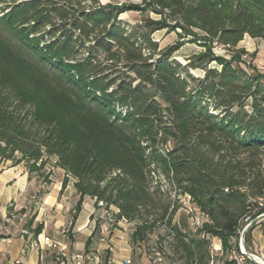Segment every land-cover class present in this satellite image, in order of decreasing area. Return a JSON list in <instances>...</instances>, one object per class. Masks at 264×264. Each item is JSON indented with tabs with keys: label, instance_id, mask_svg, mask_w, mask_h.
<instances>
[{
	"label": "trees",
	"instance_id": "1",
	"mask_svg": "<svg viewBox=\"0 0 264 264\" xmlns=\"http://www.w3.org/2000/svg\"><path fill=\"white\" fill-rule=\"evenodd\" d=\"M140 1L0 0V162L41 176L55 157L79 194L72 219L95 197L134 224L139 254L163 227L170 264H207L210 238L227 250L243 217L264 213V75L248 73L237 48L244 35L264 42V0ZM144 9L159 18L119 19ZM162 29L179 30L176 43L159 47ZM184 37L203 51L182 64ZM180 196L203 213L200 228L171 224ZM94 219L103 232L107 217Z\"/></svg>",
	"mask_w": 264,
	"mask_h": 264
},
{
	"label": "crops",
	"instance_id": "2",
	"mask_svg": "<svg viewBox=\"0 0 264 264\" xmlns=\"http://www.w3.org/2000/svg\"><path fill=\"white\" fill-rule=\"evenodd\" d=\"M50 159L54 164L55 157ZM42 173L47 175L46 181H42V176L38 173L28 172L22 164L12 165L9 161L0 162V220L9 212L23 210L30 218H34L30 225L32 233L37 225H41L39 233L41 236L46 235L66 242L73 251H82L88 237L90 238L88 246L90 251L96 252L99 256L109 248V251H112L114 246L112 235L108 238V234L99 233L98 230L94 231V217L96 213L101 212L95 211L93 197L83 196L80 210L76 218L72 219L79 200V194L73 186L74 179L57 167L47 169L45 166ZM19 227L15 222L0 226V239L9 234L12 236L10 244L0 241V253L8 251L9 257L19 258L23 264H54L53 252L50 249L38 252L25 247L22 251L24 239L19 234ZM255 228H258L255 240L263 244L261 246L263 252L264 237L260 233V226ZM69 230L73 234V240L67 235ZM102 237L106 238L103 242ZM115 241L118 245L124 243L120 240ZM73 245L76 248L73 249ZM261 256L264 258V252ZM127 257L129 256L123 258ZM109 260L114 262L111 257Z\"/></svg>",
	"mask_w": 264,
	"mask_h": 264
},
{
	"label": "rangeland",
	"instance_id": "3",
	"mask_svg": "<svg viewBox=\"0 0 264 264\" xmlns=\"http://www.w3.org/2000/svg\"><path fill=\"white\" fill-rule=\"evenodd\" d=\"M99 2L101 4L111 3V4H116L118 6H120V4L128 5V4H134V3L135 4L141 3L140 0H99ZM146 17L159 18V15L151 11L150 9H144L141 12L140 11H125L119 15V19L122 20L123 22H127L128 24H134L138 22L141 18H146ZM177 32H179V30L166 33L165 29H162V30L156 31L152 35V37L153 39L159 42V47L162 48L167 45L176 43ZM197 35H198V38H200L199 37L201 36L200 33H197ZM180 41H181V45L179 49L175 51L173 54V58L179 63L183 64L186 62V59L189 56L203 51V48L199 46L197 42H192L190 38L184 37ZM237 48L243 49L245 52H247L246 55L242 54L241 56V60L242 62H244V63H241V66L244 67L247 70V72L250 74H263L264 75V42L258 39H253L249 37L248 35H244L243 39L238 43ZM212 50L215 55L224 56V57L229 56V52L225 50V48L221 46L220 44L213 43ZM210 66L212 67L216 66L217 68H219V66L215 64L214 62H211ZM189 72L195 77L202 76L201 69H192ZM51 167H54V166H53L51 159H49L46 164V168L51 169ZM41 176H42V179H41L42 181L47 180V175L42 173ZM160 180H161V187H160L161 190L166 192V195H169L171 200H174L175 198L174 192L172 190H169V188L166 186L165 182L162 179ZM174 206H177V208L172 217L171 224L179 225L181 227L184 225L185 226L187 225L190 229L193 230V226L191 225V216H190V213H188V208L189 207L193 208V206L190 204L189 199L186 196H180L179 199L175 201ZM196 212L198 211L196 210ZM133 226H134L133 223L128 222L124 219H121L117 221V223L113 224V226L110 229L109 234L105 233V235L108 234L107 235L108 238H111V235L113 237L112 240H113L114 246L112 248V251H109V252H110V257L114 260V264H117V262L121 261L122 258L125 256H129L131 258L138 257L139 259H143L145 253L148 252L147 249H150L152 247H157V248L159 247L157 236L163 235L165 233V229L163 227H160L157 232L159 235L157 233L148 235L147 238L145 239V242L143 243V246L141 247V253L139 254V251L136 249H133L129 243V237L133 229ZM256 226H260V223H253L245 231L244 236H243L244 237L243 246L247 252L261 255L264 252V251L262 252V248H261L263 244L255 240V238L258 235V228H255ZM118 230L127 232V239H128L127 242L123 244L121 243L119 245L116 244L117 241L115 240L117 239L114 236L115 234H117ZM249 230H250V240L249 242L247 241L245 242V235ZM67 235L71 240H73V234L71 233L70 230L67 232ZM168 240L169 238L165 237V239H163L162 241L163 247L161 250L163 253L165 252V254L169 253V251L166 248V242ZM218 243L219 241L216 238H210L209 248L211 244H218ZM72 248L74 249L76 247H74L73 245ZM75 250H79V249H75ZM165 254H163V264H170L169 259L166 257Z\"/></svg>",
	"mask_w": 264,
	"mask_h": 264
},
{
	"label": "built area",
	"instance_id": "4",
	"mask_svg": "<svg viewBox=\"0 0 264 264\" xmlns=\"http://www.w3.org/2000/svg\"><path fill=\"white\" fill-rule=\"evenodd\" d=\"M203 74V71H202ZM188 199L189 197L186 196ZM94 207L96 212H101L107 217V224L103 226V233H110V228L116 222L111 216V209L106 208L105 203L97 198H93ZM188 213L191 216V225L193 230L200 228L204 221L203 213L196 212L194 208L189 207ZM29 215L26 211L18 210L15 212H9L2 220H0V226L15 222L19 225V234L24 239V246L29 247L38 252L44 251L45 249L52 250V261L54 264H100L99 255L96 252H83L73 251L70 249L68 244L63 241H58L52 237L40 234L34 235L31 231L30 226L27 225ZM253 223H264V213L257 215L255 218H251L250 214H247L242 219V225L237 228V235L235 238V244L227 250H224L220 244H211L209 248V259L207 264H264V258L261 255L249 253L245 250L244 233ZM116 230V229H114ZM41 236V237H40ZM115 238L122 242H127V232L121 230L117 231ZM12 236L6 235L0 239L1 242L10 244ZM106 238L102 237L101 241H105ZM219 241V240H218ZM110 250V248H109ZM143 259L134 260L131 257L123 258L117 264H163V252L157 248L152 247L147 249ZM246 253L250 254L254 261L250 260ZM108 264H114L112 260H108ZM0 264H23L19 258H11L8 256V251H1L0 253Z\"/></svg>",
	"mask_w": 264,
	"mask_h": 264
},
{
	"label": "water",
	"instance_id": "5",
	"mask_svg": "<svg viewBox=\"0 0 264 264\" xmlns=\"http://www.w3.org/2000/svg\"><path fill=\"white\" fill-rule=\"evenodd\" d=\"M246 256H247L250 260H252L253 262H255V261H254V258H253L250 254L246 253Z\"/></svg>",
	"mask_w": 264,
	"mask_h": 264
}]
</instances>
